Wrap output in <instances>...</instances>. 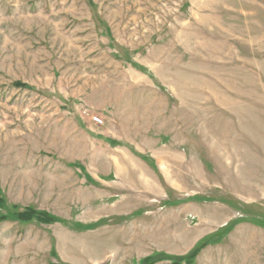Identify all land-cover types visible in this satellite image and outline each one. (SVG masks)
<instances>
[{
	"label": "rangeland",
	"instance_id": "374dc122",
	"mask_svg": "<svg viewBox=\"0 0 264 264\" xmlns=\"http://www.w3.org/2000/svg\"><path fill=\"white\" fill-rule=\"evenodd\" d=\"M0 264H264V0H0Z\"/></svg>",
	"mask_w": 264,
	"mask_h": 264
},
{
	"label": "trees",
	"instance_id": "16d2710c",
	"mask_svg": "<svg viewBox=\"0 0 264 264\" xmlns=\"http://www.w3.org/2000/svg\"><path fill=\"white\" fill-rule=\"evenodd\" d=\"M12 214H13L12 217H14L15 219L21 220V221H31L36 218H40L45 221L53 220V217H51V215L47 214L44 211H36L35 209H25L24 211H20L19 213H12ZM12 217H9V218H12ZM1 218L9 219L8 217L5 218L4 216H2ZM91 226H94V225H90V227Z\"/></svg>",
	"mask_w": 264,
	"mask_h": 264
},
{
	"label": "built area",
	"instance_id": "2783aa9c",
	"mask_svg": "<svg viewBox=\"0 0 264 264\" xmlns=\"http://www.w3.org/2000/svg\"><path fill=\"white\" fill-rule=\"evenodd\" d=\"M92 119L96 122V123H99V124H102L103 123V119L98 116V115H91Z\"/></svg>",
	"mask_w": 264,
	"mask_h": 264
}]
</instances>
